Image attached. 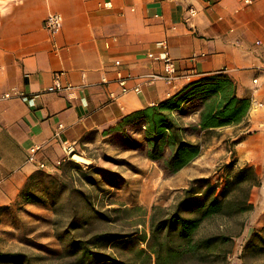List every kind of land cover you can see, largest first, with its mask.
Here are the masks:
<instances>
[{
	"label": "crops",
	"instance_id": "0c3cea01",
	"mask_svg": "<svg viewBox=\"0 0 264 264\" xmlns=\"http://www.w3.org/2000/svg\"><path fill=\"white\" fill-rule=\"evenodd\" d=\"M49 14L62 17L57 35L43 27ZM159 41L167 42L180 73L191 74L189 80L149 82L147 75L162 71L148 56L161 53ZM218 73L232 80L236 96L249 99L250 107L242 122L210 130L264 137V0H0V230L15 204L40 206L21 203L20 193L39 163L47 164V173L56 170L58 140L77 141L86 153L112 146L129 132L145 136L144 122L124 118ZM56 77L71 89L47 92ZM120 79L128 92L122 93ZM6 93L12 96L3 98ZM16 93L38 95L35 106ZM202 105L194 99L173 112L179 124H193L198 137L206 134L198 127ZM59 124L63 129L56 140ZM33 145L43 149L28 162ZM197 160L174 177L183 181ZM254 188L250 212L255 214L252 228L259 230L264 195L256 197Z\"/></svg>",
	"mask_w": 264,
	"mask_h": 264
},
{
	"label": "rangeland",
	"instance_id": "374dc122",
	"mask_svg": "<svg viewBox=\"0 0 264 264\" xmlns=\"http://www.w3.org/2000/svg\"><path fill=\"white\" fill-rule=\"evenodd\" d=\"M182 128V138L186 141H202L205 144L197 162L185 172L188 174L180 182L167 167L171 156L169 147H165L162 157L157 160L149 158L150 147L146 136L129 132L125 137L107 148L82 152L78 155L91 161V165L72 161L83 171L94 170L93 184H86L76 180L74 174L77 168H72L64 175L66 187H75L89 196L94 210L105 212L110 220L106 221L91 217V233H125L133 237L146 232L148 236L149 219L152 208L161 206L172 208L182 191L195 178H210L219 185L225 183L235 170L240 167L251 166L258 179L256 197L264 195V137L255 133L240 134L237 129L220 131L210 134L196 135V127L188 123L179 124ZM249 136V137H248ZM197 137L200 140H197ZM244 143L242 141L245 138ZM249 158V162L243 159ZM196 160V159H195ZM56 169V170H55ZM60 168H54L60 173ZM53 171V173H56ZM73 173V174H72ZM195 173V174H194ZM196 177L189 179V176ZM74 176V177H73ZM47 181L42 179L34 187V193L42 197L40 190ZM67 190V189H65ZM69 192L63 191L58 205L53 208L49 203H40L39 207L21 208L14 205L15 212L8 218L0 230V250L19 254L17 262L13 264H75V257L69 255L72 236L86 239L90 234L76 226L82 222L85 214L84 202L80 201V193H73L75 203V221L69 224L73 217V208L68 199ZM44 197V196H43ZM22 203V202H21ZM89 208V206H87ZM255 214L247 212L236 219L225 220L228 231L233 235L231 251L238 246L251 241L254 235L264 237V228H252ZM257 219V216H256ZM10 220V221H9ZM252 228V229H251ZM91 234V235H92ZM253 241V240H252ZM254 244L260 246L258 239ZM239 246V247H240ZM144 246L135 243L125 247L108 245L103 252L115 255L121 261L138 263L142 260L137 254L138 248ZM228 255H231L228 254ZM234 264H264V250L247 248L232 260ZM231 263L226 259V264ZM12 264V263H10Z\"/></svg>",
	"mask_w": 264,
	"mask_h": 264
},
{
	"label": "trees",
	"instance_id": "16d2710c",
	"mask_svg": "<svg viewBox=\"0 0 264 264\" xmlns=\"http://www.w3.org/2000/svg\"><path fill=\"white\" fill-rule=\"evenodd\" d=\"M235 89L232 80L223 73L205 76L187 83L178 93L157 105L126 116L124 121L139 119L144 122L150 147L149 158L160 159L164 148L169 147L171 156L167 167L176 172L197 159L205 144L202 141L184 140L182 128L173 112L181 110L187 102L199 99L203 104L199 114V130L210 134L214 132L210 129L238 124L245 119L250 101L238 98ZM74 167L77 168L74 173L76 180L94 183V170L83 171L72 161H67L59 167L60 173L37 170L24 185L20 198L24 204L49 203L55 208L62 192L67 191L73 208L69 224H73L74 212L78 211L75 210L73 193L81 194L85 214L76 227L90 236L86 239L71 237L68 253L75 257V264H134L121 261L103 250L108 245L125 247L135 243L144 246L136 251L143 257L136 264H226L228 254L233 252V235L224 224L225 220L236 219L253 209V204L249 202L250 193L259 185L258 177L249 165L235 170L221 185L213 183L210 178H195L178 196L172 208H152L148 236L146 232L138 237L125 233L92 234L91 217L106 221L110 219L105 212L94 210L89 196L83 191L66 187L63 177ZM42 179L47 182L40 190L44 195L39 197L34 193V187ZM254 239H258L261 245L254 244ZM252 240L241 245L240 255L247 248L264 250V237L254 235ZM20 257L19 254L0 250V264H13Z\"/></svg>",
	"mask_w": 264,
	"mask_h": 264
},
{
	"label": "built area",
	"instance_id": "2783aa9c",
	"mask_svg": "<svg viewBox=\"0 0 264 264\" xmlns=\"http://www.w3.org/2000/svg\"><path fill=\"white\" fill-rule=\"evenodd\" d=\"M248 2V1H246ZM105 7H110V3H105ZM190 15L194 16L195 11L190 10ZM63 25V20L61 15L59 14H49L43 21V27L47 31H49L52 35H57L60 33ZM259 43V42H258ZM157 45L162 49L161 53L159 54H153L150 53L148 56L149 58L158 61L161 64L162 71L160 73H152L147 75L149 82L153 81H163L164 83L168 85H172L178 81L182 80H189L191 77V74H181L179 69H178V64L176 61L171 57L170 52L168 50V45L166 41H159ZM59 78L56 77L54 80V84L50 86L47 89V92H56V91H66L71 89V85L67 86H62L60 81L58 80ZM256 82V81H254ZM119 84L122 87V93L128 92V89L124 86L125 81L123 79L119 80ZM135 93L139 92L140 89L139 87H135L133 89ZM12 95L10 93H6L3 95V98H10ZM15 97L21 99L23 102H25L29 106H35V100L38 98V95H23L16 93L14 95ZM113 96V95H111ZM63 129V125L59 124L55 133L53 139L58 140L61 136V131ZM59 147H60V152H61V157L57 158L55 161H53V166L54 168H59L62 163L67 162V161H74V156L78 155V142L77 141H62L58 140ZM43 149L42 145H33L29 150H28V155H27V161L32 162L35 159V156L39 151ZM38 168L40 170L46 169L47 164L46 163H39ZM240 246V245H239ZM236 248L234 252H232L231 255H228V261L231 263L229 264H234L232 260L240 255V249L241 246Z\"/></svg>",
	"mask_w": 264,
	"mask_h": 264
},
{
	"label": "bare ground",
	"instance_id": "6f19581e",
	"mask_svg": "<svg viewBox=\"0 0 264 264\" xmlns=\"http://www.w3.org/2000/svg\"><path fill=\"white\" fill-rule=\"evenodd\" d=\"M74 159L82 164H85V165H91V162L89 159L83 157V156H80V155H75L74 156Z\"/></svg>",
	"mask_w": 264,
	"mask_h": 264
}]
</instances>
